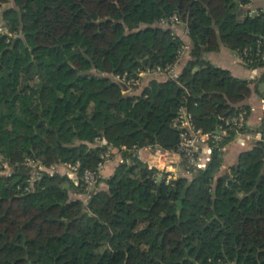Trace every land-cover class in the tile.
Instances as JSON below:
<instances>
[{
  "label": "trees",
  "instance_id": "obj_1",
  "mask_svg": "<svg viewBox=\"0 0 264 264\" xmlns=\"http://www.w3.org/2000/svg\"><path fill=\"white\" fill-rule=\"evenodd\" d=\"M11 1L0 0V9ZM13 3L0 35V156L13 168L0 176V264H264V115L262 139L227 174L224 152L214 149L207 169L159 182L158 170L132 151L176 149L172 120L183 107L205 132L245 109L250 83L205 54L222 45L250 49L244 64L264 68L256 57L264 10L250 14L251 0ZM174 16L192 42L178 80L153 79L140 95H125L113 77L94 74L175 64L184 44L160 24ZM16 32L24 37L8 42ZM109 146L126 147L132 161L119 165L107 189L86 191L45 173L25 190L27 158L48 167L79 162L83 172L95 170Z\"/></svg>",
  "mask_w": 264,
  "mask_h": 264
},
{
  "label": "built area",
  "instance_id": "obj_2",
  "mask_svg": "<svg viewBox=\"0 0 264 264\" xmlns=\"http://www.w3.org/2000/svg\"><path fill=\"white\" fill-rule=\"evenodd\" d=\"M257 11V9H254L250 14H255ZM1 13L2 9H0V17ZM169 22L179 24L180 20L177 16H174L170 20L162 21L163 24H168ZM257 47L256 57L264 61V50H261V41H258ZM250 51V49H246L243 53H236L239 59L245 63ZM183 56V50H181L176 63L166 68L161 66L148 68L146 71H140L136 75L125 73L124 75L113 76V79L121 87H125L123 93L127 95L130 94L129 91L138 87L146 77H166L168 80H178L182 74ZM247 116L248 112L245 109H240L235 115L220 117V125L210 132H205L195 125L193 114L189 109L183 107L172 120V127L179 133V143L176 149L165 151L161 148L148 146L144 148L135 147L132 151L134 152V156L140 160L143 158V153H147L150 157L146 161L148 167L158 170L159 180L161 179L162 181L165 178L166 182L169 183L172 180L178 179L182 173L189 174L186 169H207L212 161L214 149H219L221 152L226 151L227 146H222L221 143L230 137L231 133H236V137L241 138L240 142L244 145L248 140H251L252 134L243 131L247 126ZM104 142L107 145L105 140ZM110 149L112 148L110 147ZM121 151H129V149L122 147ZM109 155L110 152L107 151L103 155L104 160L99 163L95 170L85 169L83 172L81 171V164L79 162L76 164L59 163L58 165L48 167V169L42 166V162L39 160L26 159L25 165L32 168V175L27 180L28 185L25 190L32 191L35 184L43 177V174L46 173L54 176L61 174L60 171L64 170L65 172L62 171V175L68 176L76 186H86L88 190L96 191L103 178L106 159ZM173 157H176L178 162H175ZM131 161L132 159H125L122 161V164L130 163Z\"/></svg>",
  "mask_w": 264,
  "mask_h": 264
},
{
  "label": "crops",
  "instance_id": "obj_3",
  "mask_svg": "<svg viewBox=\"0 0 264 264\" xmlns=\"http://www.w3.org/2000/svg\"><path fill=\"white\" fill-rule=\"evenodd\" d=\"M249 9L264 10V0H252ZM160 24L163 28L170 29L176 37L182 40L184 44V46L182 47L184 55L182 63L183 72L186 63L191 59L190 55L192 51V42L189 38L187 27L183 23L174 24L172 22H169L168 24H163L161 22ZM205 59L217 68L230 71L235 78L248 81L252 89L251 97L247 99L242 105H240L241 107H244L248 112L247 126L250 130L249 132L252 134V139L248 140V142L244 145L240 142V139L236 137L235 140H233L227 146L226 151L224 152V165L222 167V171H228L230 167L238 163L239 157L242 153L250 150V147L254 142H258L262 139V134L259 133L258 129L261 125V121L264 115V89L261 88V86L264 85V68H248L239 59L236 51L230 45H222L219 51L205 54ZM153 79H157L160 82L168 80L166 77L152 78V80ZM147 86L148 85H145L143 88L141 86L139 87V89H142L143 91ZM141 93H135L134 95H140ZM103 142L104 140L101 141V144ZM110 147L111 146L107 148V151L110 152V155L106 159V168L104 170L103 178L100 183V190L107 189V180L114 175L119 165H121L122 161L125 160L123 151L115 147H111L112 149H110ZM148 159H150L149 155L147 153H143L142 161L146 163ZM173 159L175 162H178V159L176 157H173ZM71 196H75L72 197L75 200H87L86 196L80 192H72ZM76 196H78V198ZM79 197H83V199Z\"/></svg>",
  "mask_w": 264,
  "mask_h": 264
},
{
  "label": "rangeland",
  "instance_id": "obj_4",
  "mask_svg": "<svg viewBox=\"0 0 264 264\" xmlns=\"http://www.w3.org/2000/svg\"><path fill=\"white\" fill-rule=\"evenodd\" d=\"M15 5H14V3H13V0L11 1V4L10 5H4L3 7H1V9H2V15H1V17H0V35H5V34H7V32H6V30H5V27H4V24H5V22H4V19H3V16H4V13H5V11L7 10V9H9V8H12V7H14ZM254 9H250V11H253ZM18 37H24L22 34H19V33H11V35L9 36V38H8V42H10V43H12L16 38H18ZM94 72V74L95 75H97V76H101V77H113L112 75H110V74H107L106 72H103V71H97V70H94L93 71ZM145 80V81H144ZM144 82H142L140 85L142 86V88L145 86V85H149L150 84V82H151V80H152V78H148V77H146V78H144ZM261 83V82H260ZM143 84V85H142ZM138 86V87H136V88H134L132 91H129L130 92V94H128V95H134L135 93H141L142 92V89L140 90L139 89V87H141V86ZM122 88V90L125 88V87H121ZM261 88H263L264 89V85H262L261 86ZM140 91V92H139ZM125 95H127V94H125ZM238 138V137H237ZM239 139H241V138H239ZM247 143V142H246ZM245 143V144H246ZM256 144V142H254L253 143V145H251V147H250V149H253L254 148V145ZM98 145H105V142H103L102 144L100 143V144H98ZM27 159H32V158H27ZM3 163V164H2ZM59 163H57V164H53V165H58ZM4 165H6V166H4ZM42 166H44L45 168H48V166H46L43 162H42ZM50 167V166H49ZM28 168V173H29V176H31L32 175V168H29V166L27 167ZM231 168V167H230ZM49 169V168H48ZM60 169H61V167H60ZM187 171H189L188 169H186ZM63 172H65L64 170H62ZM62 171H60L61 172V174L60 175H62ZM228 171H229V169H228ZM228 171H222V174H227L228 173ZM11 173H13V168L5 161V159L2 157V156H0V176H7V175H10ZM187 175H189V174H184V173H182L181 174V176L180 177H184V176H187ZM101 183V182H100ZM100 183H99V186L97 187L98 189H100ZM64 186H66V187H68L69 186V183H65L64 184ZM82 188L83 189H86V191H87V188H86V186H82ZM83 194V193H82ZM85 196H86V199H88V195L87 194H84ZM72 197H75V196H72ZM77 198H78V196H76ZM79 198H81V199H83V197H79ZM87 201V200H86ZM85 201V202H86Z\"/></svg>",
  "mask_w": 264,
  "mask_h": 264
},
{
  "label": "water",
  "instance_id": "obj_5",
  "mask_svg": "<svg viewBox=\"0 0 264 264\" xmlns=\"http://www.w3.org/2000/svg\"><path fill=\"white\" fill-rule=\"evenodd\" d=\"M159 182H161V179L159 180ZM178 204H179L180 209H179V211L177 212V214L180 216V214H181V210L183 209V204H182V202H179Z\"/></svg>",
  "mask_w": 264,
  "mask_h": 264
}]
</instances>
